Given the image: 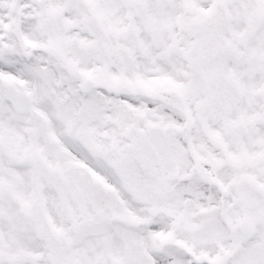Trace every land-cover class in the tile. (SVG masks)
<instances>
[{"label": "snow or ice", "instance_id": "obj_1", "mask_svg": "<svg viewBox=\"0 0 264 264\" xmlns=\"http://www.w3.org/2000/svg\"><path fill=\"white\" fill-rule=\"evenodd\" d=\"M0 264H264V0H0Z\"/></svg>", "mask_w": 264, "mask_h": 264}]
</instances>
